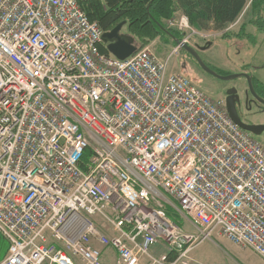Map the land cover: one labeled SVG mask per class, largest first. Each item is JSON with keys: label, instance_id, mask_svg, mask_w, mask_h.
<instances>
[{"label": "built area", "instance_id": "2783aa9c", "mask_svg": "<svg viewBox=\"0 0 264 264\" xmlns=\"http://www.w3.org/2000/svg\"><path fill=\"white\" fill-rule=\"evenodd\" d=\"M80 1L0 0V264H194L214 235L264 260V145L150 47L103 52Z\"/></svg>", "mask_w": 264, "mask_h": 264}, {"label": "rangeland", "instance_id": "374dc122", "mask_svg": "<svg viewBox=\"0 0 264 264\" xmlns=\"http://www.w3.org/2000/svg\"><path fill=\"white\" fill-rule=\"evenodd\" d=\"M101 1L103 10L108 11L109 7L105 0ZM250 8L251 6L248 4L246 11L244 10L242 13L243 15L234 24L223 30H217L212 25L207 30H198L193 27L189 21L192 30H189L188 33L195 32L191 42L193 46L196 45V47L191 48L195 49L198 57H195L185 48L181 49L179 53L172 55L177 44L173 46L172 43H168L169 46H167L166 43H164L165 40L161 37L154 41L147 42L146 46L153 49L158 56L164 60L169 59L168 69L170 72L181 74L195 87L214 98L223 97L222 93H224V89L231 86H238L244 92L248 88V83L245 78L240 77L230 81L219 80L215 76L209 74L203 68V65L222 77L241 74L244 73L245 70L250 76L260 78L264 82V33L257 32V30H262L264 32L263 20L261 24L263 27H259L260 29L257 27V30L250 29L252 31L251 33H253L251 39L246 37L247 35H243L242 37L238 35L248 19ZM183 17L187 16L183 13H177L173 18L165 21V27L179 32L181 39L183 38V32L180 30L179 24ZM121 21L123 20H119L114 27ZM126 22H128V20H126ZM130 31L132 32V29L128 22V25L124 27L122 32L130 33ZM226 34H232V36L224 38ZM138 39H136V44L139 46L137 43ZM210 43L213 46L217 44V46L212 50L207 49L204 51L200 49L208 46ZM248 120L255 124L264 125V105H261V107L255 106L248 115ZM255 139L264 145V133L261 136H255ZM165 206L168 215L174 221L179 222L185 231L196 234L199 233L196 228L190 225L189 221H187L183 215L178 213L175 207L167 202H165ZM4 242L8 246L6 240H4ZM242 251V249L232 244L221 235H214L211 239H207L196 245L190 256L194 264H229V261H232L231 258L236 257V255ZM162 252L165 253V249ZM152 254L157 257L153 251ZM147 264H149V262Z\"/></svg>", "mask_w": 264, "mask_h": 264}, {"label": "trees", "instance_id": "16d2710c", "mask_svg": "<svg viewBox=\"0 0 264 264\" xmlns=\"http://www.w3.org/2000/svg\"><path fill=\"white\" fill-rule=\"evenodd\" d=\"M249 2L252 14L262 19L264 0H109L108 11L103 10L100 0H92L86 6V12L91 21H98L105 30L113 28L119 20H128L135 38H139V49H142L147 42L159 37L165 42L171 38L181 40L179 32L165 27V21L177 13L185 14L198 30H207L211 25L223 30L240 18ZM230 36L232 34H226L224 38ZM252 80L256 93L264 98V86L254 77ZM7 250L8 246L0 236V261Z\"/></svg>", "mask_w": 264, "mask_h": 264}, {"label": "water", "instance_id": "95a60500", "mask_svg": "<svg viewBox=\"0 0 264 264\" xmlns=\"http://www.w3.org/2000/svg\"><path fill=\"white\" fill-rule=\"evenodd\" d=\"M126 24H127L126 21H122L121 23L116 25L114 28H112L110 30H106V32L103 36V41L107 47V50L113 56H115L116 58H118L120 60H126L138 51V47L136 45V40L132 36L122 34V30ZM176 43L179 44L180 41L177 40ZM211 46H212V44L210 43V44H208V46L202 47L200 49L205 51L206 49H208ZM183 48L189 50L195 57H198L195 49L189 47L188 45L183 46ZM198 60H199V58H198ZM203 68L209 74H211V75H213V76H215L221 80H224V81H227V80L230 81V80L237 79L240 77L245 78L247 80V83H248V89L246 90L247 96L250 94L251 96H253L255 98V100L258 103L264 105V99L256 93L254 85H253L252 77L249 74L241 73V74H234V75L222 77V76L218 75L217 73H215L213 70L209 69L205 65H203ZM236 92H237L236 89L230 91L228 93V97L226 99L227 110L229 112L230 117L243 130L252 133L254 136H261L264 133V125L263 124H247L241 119V117L239 115V111H238V102L236 100V97L233 96V95H235Z\"/></svg>", "mask_w": 264, "mask_h": 264}, {"label": "crops", "instance_id": "0c3cea01", "mask_svg": "<svg viewBox=\"0 0 264 264\" xmlns=\"http://www.w3.org/2000/svg\"><path fill=\"white\" fill-rule=\"evenodd\" d=\"M92 1V0H81V5L82 7L85 9L86 11V6L89 4V2ZM109 0H105V2L107 3ZM100 2L102 3V1L100 0ZM250 6H251V2H249ZM248 6V5H247ZM247 8V7H246ZM246 8H245V11H246ZM87 13V12H86ZM243 15V14H242ZM241 15V16H242ZM240 16V17H241ZM262 19H260L259 15H253L252 14V6L250 8V14L248 16V19L246 21V23H244L243 27L241 28V31L238 33L239 36H243V35H247L246 37H248L249 39H251L253 33H251L253 29H256L257 30V27H263L261 26V24L264 22V11L262 13V16H261ZM263 20V22H262ZM128 25V22L127 24ZM246 28H247V32H246ZM251 29V30H250ZM260 29V28H259ZM247 34H246V33ZM257 32H262V34L264 33L262 30H257ZM123 34H126V35H129V36H132L134 39H135V36L134 34L130 31V33H125L123 32ZM164 39V38H162ZM136 40V39H135ZM165 40V39H164ZM180 41V40H179ZM138 43V42H137ZM167 46L168 43H172L173 46H175L177 43L174 39H169L167 40L166 42ZM137 45V44H136ZM178 45V44H177ZM199 46V45H198ZM217 46V44H215L214 46L212 45L211 47L208 48V50H212L214 49L215 47ZM138 49H139V46L137 45ZM102 51L103 52H106V46L102 48ZM163 59V58H162ZM177 73V72H176ZM244 73H247V71L244 70ZM248 74V73H247ZM255 78V77H254ZM257 81H259L263 86H264V82L260 79V78H255ZM164 248L159 245V246H156L154 247V249L152 250L156 255L157 257H159L163 252ZM241 249V248H240ZM243 250V249H242ZM103 258H104V262L105 264H117V260H118V256L116 254L115 251H113L112 249H103ZM232 261H229V264H264V260L259 257L257 254L253 253L252 251H249V250H243L242 252L238 253L236 255V257L234 258H231ZM148 262L146 261L145 264H147Z\"/></svg>", "mask_w": 264, "mask_h": 264}, {"label": "flooded vegetation", "instance_id": "af4514ba", "mask_svg": "<svg viewBox=\"0 0 264 264\" xmlns=\"http://www.w3.org/2000/svg\"><path fill=\"white\" fill-rule=\"evenodd\" d=\"M122 22V21H121ZM120 22V23H121ZM119 24V23H118ZM117 24V25H118ZM127 25H125L124 27H126ZM124 29V28H123ZM123 31V30H122ZM123 34V32H122ZM207 50V49H206ZM217 78V77H216ZM219 79V78H218ZM221 80V79H219ZM236 89L237 92L235 93L236 100L238 102V111H239V115L241 117V119L247 123V124H255L253 122H250L248 120V115L252 112L253 108L255 106L257 107H261L262 104L258 103L255 98L253 96H251L250 94L247 96L246 94V89L244 92L237 86H231L229 88L224 89V93H222L223 98L227 99L228 97V93L232 90ZM264 99V98H263ZM244 113V114H243Z\"/></svg>", "mask_w": 264, "mask_h": 264}, {"label": "bare ground", "instance_id": "6f19581e", "mask_svg": "<svg viewBox=\"0 0 264 264\" xmlns=\"http://www.w3.org/2000/svg\"><path fill=\"white\" fill-rule=\"evenodd\" d=\"M106 46V45H105ZM106 49H107V47H106ZM108 51V50H107Z\"/></svg>", "mask_w": 264, "mask_h": 264}]
</instances>
